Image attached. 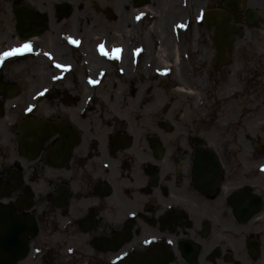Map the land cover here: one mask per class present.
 Returning <instances> with one entry per match:
<instances>
[{
  "label": "flooded vegetation",
  "instance_id": "obj_1",
  "mask_svg": "<svg viewBox=\"0 0 264 264\" xmlns=\"http://www.w3.org/2000/svg\"><path fill=\"white\" fill-rule=\"evenodd\" d=\"M95 1L0 0V264H264V0Z\"/></svg>",
  "mask_w": 264,
  "mask_h": 264
},
{
  "label": "snow or ice",
  "instance_id": "obj_2",
  "mask_svg": "<svg viewBox=\"0 0 264 264\" xmlns=\"http://www.w3.org/2000/svg\"><path fill=\"white\" fill-rule=\"evenodd\" d=\"M28 49H29V45H25L24 46V50H28ZM13 51H15V50H13ZM117 51H119V50H117ZM12 54H13V52H6V53H4L5 56L12 55Z\"/></svg>",
  "mask_w": 264,
  "mask_h": 264
}]
</instances>
